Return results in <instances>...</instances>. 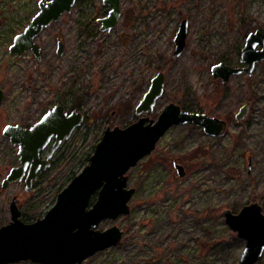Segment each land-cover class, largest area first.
Instances as JSON below:
<instances>
[{
  "label": "rangeland",
  "instance_id": "374dc122",
  "mask_svg": "<svg viewBox=\"0 0 264 264\" xmlns=\"http://www.w3.org/2000/svg\"><path fill=\"white\" fill-rule=\"evenodd\" d=\"M38 2L0 0V227L11 222L13 197L23 223L43 218L88 164L103 132L137 119L136 105L151 78L162 72L164 94L147 113L150 119L172 102L224 119L228 126L218 137L191 123L169 128L126 174L128 188L135 190L130 213L102 220L96 228L117 226L121 240L82 264H237L245 240L229 228L223 212L236 214L256 202L264 213V61L251 76L236 75L224 84L212 79L210 69L219 62L239 65L246 36L264 32V0H121V19L105 32L97 22L108 12L103 0H77L35 39L39 60L32 52L10 55L14 36L36 14ZM182 19L188 20L186 48L173 57ZM58 37L64 44L61 56ZM247 102L249 114L235 122ZM56 104L68 111L77 105L83 123L61 142L29 192L23 181L3 189L1 182L19 165L18 145L3 136L4 127H30ZM48 152L49 147L42 157ZM256 264H264V253Z\"/></svg>",
  "mask_w": 264,
  "mask_h": 264
},
{
  "label": "water",
  "instance_id": "95a60500",
  "mask_svg": "<svg viewBox=\"0 0 264 264\" xmlns=\"http://www.w3.org/2000/svg\"><path fill=\"white\" fill-rule=\"evenodd\" d=\"M76 0H39L38 10L22 32L14 36L9 47L10 55L20 56L32 52L39 60L41 47L35 39L65 13H70ZM121 0H103L110 7L108 15L99 20L100 30L111 31L119 21ZM188 20L183 19L174 36L173 57H179L186 48ZM64 52V44L57 42V54ZM264 61V32H250L239 54V64L229 66L219 62L211 66L212 79L227 83L233 76H251L258 63ZM165 76L158 72L151 79L147 91L135 107L137 119L126 127L107 128L96 144L88 164L74 176L57 195L55 204L45 216L34 223H23L20 210L13 197L9 204L11 222L0 227V264L30 260L39 264H82V262L121 240L123 231L112 226L100 231L99 223L115 220L130 213L129 201L135 190L128 188L127 172L154 151L167 130L176 125L195 124L205 134L218 137L228 126L226 120L204 113L181 109L175 103L167 104L156 119L147 113L154 111L163 96ZM4 93L0 89V105ZM250 111V103L242 105L234 121H243ZM84 121L80 111L69 114L64 106L56 104L30 127L6 125L3 136L18 145L19 165L10 169L1 182L3 189L16 181H23L25 191L32 189L41 170L50 166V160L65 139ZM49 147L46 157L42 152ZM180 177L184 168L174 161ZM95 202L91 204V199ZM229 228L242 240L245 247L237 264H256L264 253V213L254 202L243 206L238 213L223 212Z\"/></svg>",
  "mask_w": 264,
  "mask_h": 264
},
{
  "label": "flooded vegetation",
  "instance_id": "af4514ba",
  "mask_svg": "<svg viewBox=\"0 0 264 264\" xmlns=\"http://www.w3.org/2000/svg\"><path fill=\"white\" fill-rule=\"evenodd\" d=\"M76 1H77V0H76ZM75 3H76V2H75ZM104 5H105V4H104ZM106 6H107V5H106ZM107 8H108V12H109L110 7L107 6ZM108 12H107V14H106L104 17H106V16L108 15ZM120 12H121V15H120L119 20L121 19V16H122L121 3H120ZM104 17H102V18H104ZM102 18H99V19L97 20V22L100 23L99 20L102 19ZM182 20H183V19H182ZM182 20H181V21H182ZM181 21H180V22H181ZM118 22H119V21H118ZM116 25H117V24H116ZM100 26H101V24H100ZM177 29H178V28H177ZM100 31H101V30H100ZM102 32H103V31H102ZM38 36H39V35H38ZM59 39H60V38L58 37V38H57V42H58ZM60 41H61V39H60ZM173 41H174V39H173ZM174 48H175V44H174ZM238 66H243V65H240V64H239ZM164 76H165V75H164ZM151 79H152V78H151ZM150 82H151V80H150ZM221 83H222V82H221ZM149 85H150V84H149ZM64 108H65V107H64ZM73 110H77V111H79L77 108H74V109H72L71 111H73ZM65 111H66L68 114L71 112V111H68L66 108H65ZM80 112H81V111H80ZM83 116H84V115H83ZM84 118H85V116H84ZM227 123H228V122H227Z\"/></svg>",
  "mask_w": 264,
  "mask_h": 264
},
{
  "label": "trees",
  "instance_id": "16d2710c",
  "mask_svg": "<svg viewBox=\"0 0 264 264\" xmlns=\"http://www.w3.org/2000/svg\"><path fill=\"white\" fill-rule=\"evenodd\" d=\"M75 108L77 107V105L74 106ZM89 161V160H88Z\"/></svg>",
  "mask_w": 264,
  "mask_h": 264
},
{
  "label": "bare ground",
  "instance_id": "6f19581e",
  "mask_svg": "<svg viewBox=\"0 0 264 264\" xmlns=\"http://www.w3.org/2000/svg\"><path fill=\"white\" fill-rule=\"evenodd\" d=\"M1 218H2V217L0 216V221H1Z\"/></svg>",
  "mask_w": 264,
  "mask_h": 264
}]
</instances>
